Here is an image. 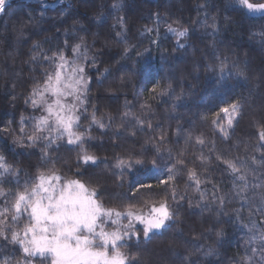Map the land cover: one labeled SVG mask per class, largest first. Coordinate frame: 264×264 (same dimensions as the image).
I'll use <instances>...</instances> for the list:
<instances>
[{
	"label": "trees",
	"instance_id": "16d2710c",
	"mask_svg": "<svg viewBox=\"0 0 264 264\" xmlns=\"http://www.w3.org/2000/svg\"><path fill=\"white\" fill-rule=\"evenodd\" d=\"M59 54L76 59L88 80L74 130L95 165L79 160L66 135L27 139L40 135L44 115L31 103L33 88ZM0 69V156L10 169L0 176V210L26 181L55 172L118 211L167 198L173 222L128 241V264H264V14L237 0H14L0 19ZM233 104L239 113L228 127L221 109L231 113ZM129 157L156 164L121 175L117 160ZM169 169L174 179L160 183ZM12 215L0 216V264H51L12 242L29 222Z\"/></svg>",
	"mask_w": 264,
	"mask_h": 264
},
{
	"label": "snow or ice",
	"instance_id": "6c2138e0",
	"mask_svg": "<svg viewBox=\"0 0 264 264\" xmlns=\"http://www.w3.org/2000/svg\"><path fill=\"white\" fill-rule=\"evenodd\" d=\"M237 3L249 12L264 13V3H253L251 0H237ZM4 6L5 0H0V12H3ZM169 31L175 32V29L169 28ZM176 34L185 36L186 31ZM79 49L80 45L73 48L77 58ZM53 65L52 71L45 72L42 84L33 88L31 103L34 107L42 108L45 114L37 118L35 124V132L40 135H30L27 139L35 144L42 139L51 142L66 135L69 144L81 148L79 160L86 165H95L98 158L87 154L83 148V133L74 130L79 126L78 105H83L88 91L84 68L76 63V59L69 60L63 54L56 56ZM239 108L238 104H233L231 113L229 108L221 109L231 117L228 127H232L234 114L239 113ZM93 122H96L95 117ZM53 131L57 133L54 138L43 135ZM261 138L264 139V134ZM149 164L155 166L156 161L129 157L128 160L118 159L115 166L123 175L125 171L146 169ZM228 164L233 172L238 171L234 164ZM8 173L10 169L4 163V157L0 156V176ZM173 179L169 169L168 179L160 183L168 184ZM189 179L195 180L199 186L195 171L189 172ZM145 186L140 184V187ZM3 194L0 189V195ZM13 195L10 208L0 210V216L13 211V221L27 214L29 222L23 229V237L19 232H12V242L21 245L25 257H51V264H128L129 257L121 248L127 246L133 237L139 242L141 233L144 239H149L150 234L166 230L174 217L167 198L158 203L146 202L139 208L129 205L126 211L106 208L97 199L95 188L89 189L79 180L62 181L55 172L41 173L30 184L26 181L23 190ZM171 198L175 199L174 193ZM124 220H127L126 224L122 222ZM0 224H3V220H0ZM137 225L142 227L137 229ZM106 226H111L112 230H107ZM3 233L4 230L0 228V235ZM217 235L221 236L222 233Z\"/></svg>",
	"mask_w": 264,
	"mask_h": 264
},
{
	"label": "rangeland",
	"instance_id": "374dc122",
	"mask_svg": "<svg viewBox=\"0 0 264 264\" xmlns=\"http://www.w3.org/2000/svg\"><path fill=\"white\" fill-rule=\"evenodd\" d=\"M6 1H9V0H5ZM32 2H38L40 4H42L44 7H55V6H58V5H61V4H64V3H67V2H70L71 0H46V1H36V0H31ZM246 10V9H245ZM249 14H264V13H260V12H249L248 10H246ZM51 99V98H49ZM80 106L81 105H78V111L80 109ZM45 114V113H44ZM78 114V113H77Z\"/></svg>",
	"mask_w": 264,
	"mask_h": 264
},
{
	"label": "water",
	"instance_id": "95a60500",
	"mask_svg": "<svg viewBox=\"0 0 264 264\" xmlns=\"http://www.w3.org/2000/svg\"><path fill=\"white\" fill-rule=\"evenodd\" d=\"M12 1H14V0H9V1H6V2H5L4 10H3V12H0V19H1V16L3 15L5 9L7 8V6H8ZM24 1H28V2L30 1V2H32L31 0H24ZM0 93H1V69H0Z\"/></svg>",
	"mask_w": 264,
	"mask_h": 264
},
{
	"label": "bare ground",
	"instance_id": "6f19581e",
	"mask_svg": "<svg viewBox=\"0 0 264 264\" xmlns=\"http://www.w3.org/2000/svg\"><path fill=\"white\" fill-rule=\"evenodd\" d=\"M36 1H46V0H36Z\"/></svg>",
	"mask_w": 264,
	"mask_h": 264
}]
</instances>
